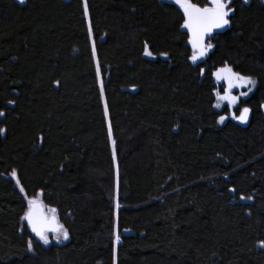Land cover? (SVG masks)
Listing matches in <instances>:
<instances>
[{"label":"trees","instance_id":"16d2710c","mask_svg":"<svg viewBox=\"0 0 264 264\" xmlns=\"http://www.w3.org/2000/svg\"><path fill=\"white\" fill-rule=\"evenodd\" d=\"M87 5L0 0V264H264V0H232L197 64L174 3ZM225 62L257 80L247 126L219 124ZM40 193L67 240L28 229Z\"/></svg>","mask_w":264,"mask_h":264},{"label":"snow or ice","instance_id":"6c2138e0","mask_svg":"<svg viewBox=\"0 0 264 264\" xmlns=\"http://www.w3.org/2000/svg\"><path fill=\"white\" fill-rule=\"evenodd\" d=\"M25 0H20V3H24ZM248 0H244L247 3ZM173 3L178 6L182 13L183 23L181 27L187 30L188 44L191 48V55L189 57L192 64H197L198 61H202L208 52L214 47L213 44L206 43V38H211V34L219 29H224L230 24L229 17L234 13L235 9L231 7L232 0H207L204 6H200L198 3H194L193 0H173ZM84 12L87 15L88 5L87 0H84ZM89 33H91V24L89 22ZM92 53L95 56V45L93 43ZM145 55L151 56L152 53L148 51V45L145 43ZM162 56H167L168 53H161ZM99 72V66H97ZM200 75H203L205 69L200 68ZM212 76L217 83L223 82V94L217 89L214 95L217 98L216 108L222 107L221 102H226L230 107L235 108L239 104L241 97H247L248 94L255 88L256 81L251 76H246L240 72L234 71L233 68L226 62L223 67L217 68L212 72ZM57 86L59 81L56 82ZM233 89H247V91H241L238 95L233 94ZM101 94H103V83L101 82ZM240 114L236 116L235 112L232 113V118L239 120L241 123H247L251 109L248 107H242L238 109ZM105 114H107V103L105 101ZM4 113L0 112V116ZM227 116H220L219 123L223 124ZM4 131L0 129V132ZM109 136H111V124L109 123ZM42 140V137H41ZM113 146L115 141L112 142ZM113 155H115V149L113 147ZM12 176L17 178V184L19 179L15 171L12 172ZM20 191L24 193V188L21 186ZM235 191V189H233ZM28 199L27 209L25 211L23 219L28 222L31 230L44 244L49 243L47 233H56V239L67 240L68 232L63 225L59 224L56 209L52 208L49 212H45L44 204L39 196ZM25 198H27L25 194ZM244 199V197H241ZM251 199V197H249ZM50 213V214H49ZM115 240L119 242V235L115 236ZM261 246L264 247V241L261 242ZM28 250L32 251L33 246L31 240L28 242Z\"/></svg>","mask_w":264,"mask_h":264},{"label":"rangeland","instance_id":"374dc122","mask_svg":"<svg viewBox=\"0 0 264 264\" xmlns=\"http://www.w3.org/2000/svg\"><path fill=\"white\" fill-rule=\"evenodd\" d=\"M19 2H20V0H18ZM163 1H165V2H167V1H169V2H172L173 3V0H163ZM207 43H209V41L207 42ZM212 50V49H211ZM211 50L208 52V55H209V53L211 52ZM148 51H150L151 53H152V51L150 50V48L148 47ZM144 55H145V52H144ZM208 55L202 60V61H204L207 57H208ZM145 57L146 58H148V59H155V58H157L153 53H152V55L151 56H148V55H145ZM161 57H163V58H166L165 56H162L161 55ZM202 61H198V63L199 62H202ZM223 67V66H222ZM232 67V66H231ZM233 68V67H232ZM234 70V69H233ZM235 71V70H234ZM254 79V78H253ZM255 81H256V86H255V88L248 94V96L247 97H241V100H244V99H246V98H248L249 96H251L253 93H254V91L256 90V88H257V80L256 79H254ZM216 84L218 85V88L217 89H219L220 91H221V94H223V86H224V84H223V82L221 81L220 83H217L216 82ZM241 91H247V89H233V94L234 95H238ZM241 100H240V102H239V104L238 105H236V107L235 108H233V107H230L226 102H221V104H222V107H220V108H216L215 107V109L220 113V116H227L228 117V119H226L225 120V122L223 123V124H221V123H219L220 125H224L225 123H227L230 119H233L232 118V113L233 112H235V114H236V116H239V114H240V112H239V110L238 109H240V108H242L243 106L241 105ZM217 103V98H216V102H215V104ZM219 119H220V117H219ZM233 120H236V119H233ZM110 123V122H109ZM0 129H2V127H1V125H0ZM113 141H115L114 139H113V137H112V135H111V142H113ZM113 144V143H112ZM114 149H115V175H116V179L118 180V177H119V168H118V162H117V157H116V143L114 144ZM15 182H16V184H17V178L15 179ZM17 186L19 187V189H20V187H21V185H20V182H19V184H17ZM38 196V195H37ZM113 196H114V194H113ZM118 196H119V194H118V181H117V185H116V191H115V198H116V206H117V208L116 209H118ZM34 198V197H33ZM39 198L42 200V195H40L39 196ZM249 199H246V198H244V199H242V201H248ZM47 207V211L49 212V210L51 209V207H49V206H46ZM127 232H129V231H127ZM119 235V233H118V231L116 230V234H115V236L116 235ZM47 235H48V239H49V242H61V241H63V240H60V241H58L57 239H56V233H53L52 235H50L49 233H47ZM119 240H120V237H119ZM31 242H32V246L34 245V242L31 240ZM42 243H43V241H41ZM118 245V242L115 240V252H116V246ZM117 263V261H116V255H115V261H114V264H116Z\"/></svg>","mask_w":264,"mask_h":264},{"label":"water","instance_id":"95a60500","mask_svg":"<svg viewBox=\"0 0 264 264\" xmlns=\"http://www.w3.org/2000/svg\"><path fill=\"white\" fill-rule=\"evenodd\" d=\"M228 27H229V25L226 26L224 29H219V30L214 31V32L211 34V38H212L213 36H215V35L221 33L222 31H224V30H225L226 28H228ZM209 40H210V38H206V41H205V42L207 43ZM248 108H249V107H248ZM251 116H252V112H250V114H249V117H248V121H247V123H241L239 120H236V123L240 124L241 126H247V125L249 124V122H250ZM42 202H43V204H44V206H45V208H44L45 212H48V211H47V207H46L47 205L44 203L43 200H42ZM49 214H50V213H49ZM56 216H57V219H58L59 224L63 225V223H61V221L59 220V216H58L57 212H56ZM25 223H26V225L29 227V229H30L32 235H33L34 237H36V238H39V237H37L36 234L31 230V227L28 225V222H27L26 220H25ZM63 226H64V225H63ZM49 234L52 235L53 233H52V232H49Z\"/></svg>","mask_w":264,"mask_h":264},{"label":"bare ground","instance_id":"6f19581e","mask_svg":"<svg viewBox=\"0 0 264 264\" xmlns=\"http://www.w3.org/2000/svg\"><path fill=\"white\" fill-rule=\"evenodd\" d=\"M236 121V120H235ZM29 229V228H28Z\"/></svg>","mask_w":264,"mask_h":264}]
</instances>
